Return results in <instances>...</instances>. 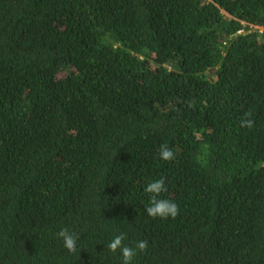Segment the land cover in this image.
Here are the masks:
<instances>
[{"label":"trees","instance_id":"obj_1","mask_svg":"<svg viewBox=\"0 0 264 264\" xmlns=\"http://www.w3.org/2000/svg\"><path fill=\"white\" fill-rule=\"evenodd\" d=\"M259 27L264 0H0V264H122L119 233L132 264H264Z\"/></svg>","mask_w":264,"mask_h":264},{"label":"clouds","instance_id":"obj_2","mask_svg":"<svg viewBox=\"0 0 264 264\" xmlns=\"http://www.w3.org/2000/svg\"><path fill=\"white\" fill-rule=\"evenodd\" d=\"M252 123L253 122L251 120H244L242 121L241 126L251 127ZM158 156L161 160L170 161L174 158V153L167 145H161L158 149ZM144 191L150 194L149 205L145 209L149 217L167 219L175 218L179 214V208L177 204L168 199L158 198L162 192L166 191L165 181L163 178L149 182L144 188ZM56 236L62 240L63 247L65 249H67L69 252L76 251L77 241L79 239L77 234L69 231L67 228H62L58 233H56ZM125 239L126 236L124 233L116 234L109 242L107 247L109 251L113 253H115L117 250L120 251L122 264H132V260L137 255L138 251L140 253L146 252L148 248V241H137L135 243V247H130L123 243Z\"/></svg>","mask_w":264,"mask_h":264},{"label":"rangeland","instance_id":"obj_3","mask_svg":"<svg viewBox=\"0 0 264 264\" xmlns=\"http://www.w3.org/2000/svg\"><path fill=\"white\" fill-rule=\"evenodd\" d=\"M259 29H261V30H262L263 28H260V27H259ZM263 31H264V29H263Z\"/></svg>","mask_w":264,"mask_h":264},{"label":"built area","instance_id":"obj_4","mask_svg":"<svg viewBox=\"0 0 264 264\" xmlns=\"http://www.w3.org/2000/svg\"><path fill=\"white\" fill-rule=\"evenodd\" d=\"M251 27V26H250Z\"/></svg>","mask_w":264,"mask_h":264}]
</instances>
